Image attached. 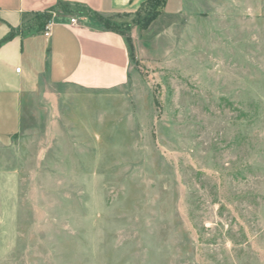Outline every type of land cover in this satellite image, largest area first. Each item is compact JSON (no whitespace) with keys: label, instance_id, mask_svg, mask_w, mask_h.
<instances>
[{"label":"rangeland","instance_id":"rangeland-1","mask_svg":"<svg viewBox=\"0 0 264 264\" xmlns=\"http://www.w3.org/2000/svg\"><path fill=\"white\" fill-rule=\"evenodd\" d=\"M59 8L121 31L130 77L23 98L0 264H264V0Z\"/></svg>","mask_w":264,"mask_h":264},{"label":"crops","instance_id":"crops-1","mask_svg":"<svg viewBox=\"0 0 264 264\" xmlns=\"http://www.w3.org/2000/svg\"><path fill=\"white\" fill-rule=\"evenodd\" d=\"M147 0H0V41L11 28L19 34L0 48V140L21 129L23 98L48 95L61 87L105 90L125 85L131 61L125 37L119 33L71 24L60 3L103 17L132 16ZM170 2V0H168ZM186 8L188 0H181ZM49 15L45 30L24 28L31 16ZM28 30V31H27ZM21 67V73L16 69Z\"/></svg>","mask_w":264,"mask_h":264},{"label":"trees","instance_id":"trees-1","mask_svg":"<svg viewBox=\"0 0 264 264\" xmlns=\"http://www.w3.org/2000/svg\"><path fill=\"white\" fill-rule=\"evenodd\" d=\"M61 5H65V6H68V7H69V5L66 4V3H60V6H61ZM60 6H59V7H60ZM82 9H83V8H82ZM84 10H86V9H84ZM86 11L89 12V13H91L89 10H86ZM91 14H93V15H95V16H98V17H103V16H100V15H98V14H94V13H91ZM38 17H39V19H40V23L38 24L37 30H38V31L45 30L47 24H48L49 21L51 20V17H50L49 15H42V16H38ZM152 19H154V17H153ZM152 19H151V20H152ZM89 28H90V27H89ZM103 30L116 32V33H119V34H121V35L124 36V34H123L121 31L116 30V29H113V28H111V27H109V26H107V25H105V28H104ZM18 34H19V30H15L14 28H11L10 32L8 33V35L0 41V48H1L5 43H7V42H9L10 40H12V39H13L16 35H18Z\"/></svg>","mask_w":264,"mask_h":264},{"label":"built area","instance_id":"built-area-1","mask_svg":"<svg viewBox=\"0 0 264 264\" xmlns=\"http://www.w3.org/2000/svg\"><path fill=\"white\" fill-rule=\"evenodd\" d=\"M77 23V21L75 20V19H72L71 20V24H76ZM53 25H54V23H53V21H49V23L47 24V26H46V28H45V33H44V35L46 36V37H50V35H51V30H52V27H53ZM21 67H18L17 69H16V72L17 73H21Z\"/></svg>","mask_w":264,"mask_h":264}]
</instances>
